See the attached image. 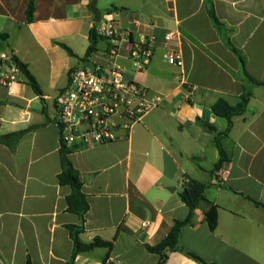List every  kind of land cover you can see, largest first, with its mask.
Returning a JSON list of instances; mask_svg holds the SVG:
<instances>
[{"label": "crops", "instance_id": "crops-1", "mask_svg": "<svg viewBox=\"0 0 264 264\" xmlns=\"http://www.w3.org/2000/svg\"><path fill=\"white\" fill-rule=\"evenodd\" d=\"M92 1L35 0L28 23V0H0L3 48L41 89L34 93L22 75L12 94L0 87V137L19 134L0 142V264H157L146 246L159 244L186 217L179 193L189 179L206 185L217 225L211 231L196 209L179 245L206 264H264V209L254 203L264 204V0H95L100 20L113 12L117 30L132 42L154 37L144 70L127 59L130 44L115 64L160 101L120 130L118 140L67 155L89 206L81 221L67 210L70 187L57 180L62 165L54 116L73 68L84 60L111 67L102 37L85 58L96 24ZM229 44L243 54L244 71ZM169 51L179 52L181 67L167 63ZM243 94H249L247 110L232 117L225 133L227 121L211 106L220 98L233 106ZM217 141L228 161L213 173ZM71 225L82 227L81 243L98 238L112 248L80 252L71 262ZM164 264L200 263L173 251Z\"/></svg>", "mask_w": 264, "mask_h": 264}, {"label": "built area", "instance_id": "built-area-1", "mask_svg": "<svg viewBox=\"0 0 264 264\" xmlns=\"http://www.w3.org/2000/svg\"><path fill=\"white\" fill-rule=\"evenodd\" d=\"M96 36L107 41L103 54L111 65L107 70L84 60L79 67L69 72V82L55 100L54 124L59 133L60 144L71 148H89L114 142L119 139V131L129 130L160 101L151 97L148 90L130 79L125 71L115 64L121 56L124 44H130L127 59L138 71L144 70L151 59L154 37H145L138 42L130 40V34L116 28L113 12H107L94 26ZM176 32L164 36L172 41ZM0 44V87L12 94V88L19 81L21 72ZM169 65L182 66L179 52L169 51L166 55ZM103 264H113L105 261Z\"/></svg>", "mask_w": 264, "mask_h": 264}, {"label": "trees", "instance_id": "trees-1", "mask_svg": "<svg viewBox=\"0 0 264 264\" xmlns=\"http://www.w3.org/2000/svg\"><path fill=\"white\" fill-rule=\"evenodd\" d=\"M35 0H28L27 7L25 10V18L28 23L32 22L33 20V13L35 10L34 5ZM209 17L211 18L213 24L220 29L222 24L216 18L213 9L209 10ZM6 40V34L0 33V44L3 46V42ZM97 43L96 34L94 28L89 32V46L86 50L85 58L91 55V53L95 49V45ZM230 45V44H229ZM65 49L70 51L67 47L63 46ZM232 52L237 56L241 67L244 71L245 65V58L243 54L230 45ZM71 52V51H70ZM11 61L17 66L21 72V75L27 80L29 86L32 88L34 93L37 95H41V89L37 84L35 78L32 74L28 71L27 66L20 62L15 56L10 57ZM245 77L249 79V81L253 83H258L249 78L245 73ZM249 100V94H243L240 96L239 102L235 105H229L224 99H218L212 106L211 111L212 113L220 118H223L227 121V129L225 131L228 132L232 126V117L241 115L247 110V104ZM19 134L16 135H8L4 137H0V142H4L7 138H17ZM15 140V139H13ZM216 147L218 150L219 158L215 163L213 173L220 170L223 163L228 161L227 155L222 150L219 142H216ZM71 148L65 147L61 145L60 148V158H61V165L62 170L57 175V180L60 185H66L70 187V193L66 197L67 202V210L71 213L76 214L81 221L83 220L84 215L89 209L88 203L86 201V197L81 192L82 182L79 177V172L72 166L71 162L69 161L67 155L71 152ZM205 189L206 185L200 183L198 181L189 179L183 187V190L179 193L180 200L185 204L187 207V215L183 220H175L172 224V227L166 237L157 245L155 246H146L147 251L150 253H154L158 255V263L157 264H164L167 255L169 252L178 251L185 254L187 257L193 259L194 261L200 264H206L202 259H200L195 254L185 251L179 245V237L183 227L192 225L193 224V217L194 212L196 209H200L203 213L204 221L206 222L208 228L213 231L217 225V206L208 201L205 198ZM256 205L261 206L264 209V204L256 203ZM69 230L70 237L73 241L74 248L71 255V262L74 260L75 256L83 251H88L95 247H104L110 250L112 248V242H105L98 238L94 239L89 244H83L79 241L78 235L82 231L81 226H67ZM27 264H29L27 262Z\"/></svg>", "mask_w": 264, "mask_h": 264}, {"label": "water", "instance_id": "water-1", "mask_svg": "<svg viewBox=\"0 0 264 264\" xmlns=\"http://www.w3.org/2000/svg\"><path fill=\"white\" fill-rule=\"evenodd\" d=\"M90 8H91V11H92L93 16H94V22L98 23L99 20H100V14H99V12L97 10H95V0L92 1L91 5H90ZM6 53H7V56L10 58L11 52L9 51V49H6ZM11 64H12V61H10V60H7V61L3 62V65H6V66H9Z\"/></svg>", "mask_w": 264, "mask_h": 264}]
</instances>
